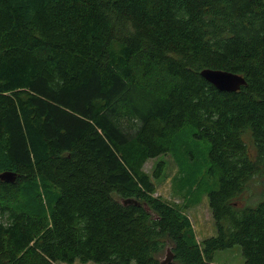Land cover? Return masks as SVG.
<instances>
[{
	"label": "trees",
	"instance_id": "1",
	"mask_svg": "<svg viewBox=\"0 0 264 264\" xmlns=\"http://www.w3.org/2000/svg\"><path fill=\"white\" fill-rule=\"evenodd\" d=\"M205 68L246 83L220 90ZM182 131L209 143L202 240L193 167L173 182L184 205L156 195L162 161L144 169ZM3 171L0 264H212L235 244L264 264V198L236 203L264 174V0H0Z\"/></svg>",
	"mask_w": 264,
	"mask_h": 264
},
{
	"label": "rangeland",
	"instance_id": "2",
	"mask_svg": "<svg viewBox=\"0 0 264 264\" xmlns=\"http://www.w3.org/2000/svg\"><path fill=\"white\" fill-rule=\"evenodd\" d=\"M242 138L248 145L250 153L254 156L255 147L247 130L242 134ZM176 142L178 145L175 151L173 149L170 153L161 154L147 159L144 163V169L149 174L153 175L157 170L159 162L162 161L163 166L159 172L160 176L153 179L156 189L155 193L170 202L176 201L177 203L180 202L178 204L184 205L186 202H183L175 192L173 182L176 178H181V175L183 174L181 172L182 170H184V173H187L192 169L191 167H193L191 173L196 180L192 190L195 194L191 197L192 202L190 203V206L186 208V213L192 222L196 238L202 240L206 237L215 235L217 232L215 221L209 208V197L204 191L206 185L213 186L215 184L214 179L209 180L204 174L205 168L207 167L209 143L195 137L187 131H182L181 134L178 135ZM186 146L189 150L194 151L196 157L194 162L192 159L187 162L188 158L183 152V148ZM183 182H186V179H183ZM263 192L264 174H256L245 184L243 191L236 199V203L241 205L240 202H242V206L253 207L264 198ZM165 256L166 251L163 252L162 259H165ZM243 261L244 256L242 255L241 247L240 245L235 244L227 248L216 250L212 264H240ZM61 264L98 263L92 260L81 262L78 259H75L71 263L62 262ZM131 264H134V262Z\"/></svg>",
	"mask_w": 264,
	"mask_h": 264
},
{
	"label": "water",
	"instance_id": "3",
	"mask_svg": "<svg viewBox=\"0 0 264 264\" xmlns=\"http://www.w3.org/2000/svg\"><path fill=\"white\" fill-rule=\"evenodd\" d=\"M201 75L220 90L236 91L241 85L246 83L245 78L241 74L224 69L205 68L201 70ZM16 176V173L12 171H3L0 173V179L3 181L13 182ZM127 202L134 201H123V203ZM162 264H169V257L162 259Z\"/></svg>",
	"mask_w": 264,
	"mask_h": 264
}]
</instances>
